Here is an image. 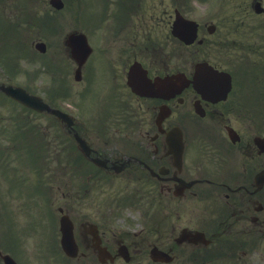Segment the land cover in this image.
Here are the masks:
<instances>
[{
    "label": "flooded vegetation",
    "instance_id": "obj_1",
    "mask_svg": "<svg viewBox=\"0 0 264 264\" xmlns=\"http://www.w3.org/2000/svg\"><path fill=\"white\" fill-rule=\"evenodd\" d=\"M62 1L65 16L37 13L36 91L67 117L33 120L37 166L65 180L22 187L0 252L264 264V0ZM218 72L230 88L206 83ZM21 124L1 118L0 137Z\"/></svg>",
    "mask_w": 264,
    "mask_h": 264
},
{
    "label": "rangeland",
    "instance_id": "obj_2",
    "mask_svg": "<svg viewBox=\"0 0 264 264\" xmlns=\"http://www.w3.org/2000/svg\"><path fill=\"white\" fill-rule=\"evenodd\" d=\"M15 1V0H14ZM5 3H9L8 0H6ZM16 3L18 6H21L24 2L23 0H16ZM0 24H1V16H0ZM5 24H1L0 25V33H3L5 31ZM32 37H30L29 39L27 38V42L30 43V46L32 44V42L35 40L34 37V33L30 34ZM1 48H0V57L3 58V61H8L9 65L5 63V66L8 67L10 69L11 72H19L21 74H31L34 75V71L35 68L33 67V58L31 59V56L27 55L26 53H22L21 52V46L20 44H12L9 45L6 42V39L3 38L1 41ZM18 51L19 53L16 54V56H11L12 53ZM33 61V62H32ZM35 64V63H34ZM23 75L19 76V78L16 81L22 82L21 84L23 85H29L31 92H35V88L32 81L30 80H26ZM0 98H3V96L0 95ZM2 113H5V115H11V116H16V117H22V125L19 128L22 132L23 135L27 136L28 138V146H26V148H30L32 144V138L35 136V123L31 121V119L36 116V114L30 113L28 112L26 109L24 108H20L16 105H12V104H7V107L5 109H2ZM38 131V130H37ZM15 143H18V140L15 141ZM5 144H7V148H13L12 142L8 141ZM10 153H13L14 155V149H10V151H8ZM3 153V152H1ZM11 156V155H9ZM12 162V160L10 161ZM12 164H18V161H16V159L14 158ZM65 179V178H64ZM4 185V182L2 180H0V192H1V186ZM18 191H14L12 194L18 196ZM15 199H11L10 202H15ZM1 203V202H0ZM4 215V211L0 210V216ZM13 215L16 216H22L21 213L18 212V210L16 209V213H14ZM20 221L22 222V219H20ZM24 222L20 223L23 224ZM2 241V236L0 235V243Z\"/></svg>",
    "mask_w": 264,
    "mask_h": 264
},
{
    "label": "water",
    "instance_id": "obj_3",
    "mask_svg": "<svg viewBox=\"0 0 264 264\" xmlns=\"http://www.w3.org/2000/svg\"><path fill=\"white\" fill-rule=\"evenodd\" d=\"M4 91L11 97L33 109H36L39 105V102L41 101L40 98L29 95L24 89L21 88L14 89L13 87H5Z\"/></svg>",
    "mask_w": 264,
    "mask_h": 264
}]
</instances>
